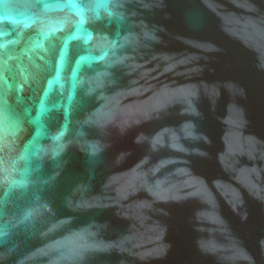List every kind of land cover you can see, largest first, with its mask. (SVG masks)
I'll use <instances>...</instances> for the list:
<instances>
[{"label":"water","instance_id":"obj_1","mask_svg":"<svg viewBox=\"0 0 264 264\" xmlns=\"http://www.w3.org/2000/svg\"><path fill=\"white\" fill-rule=\"evenodd\" d=\"M0 264H264V0H0Z\"/></svg>","mask_w":264,"mask_h":264}]
</instances>
